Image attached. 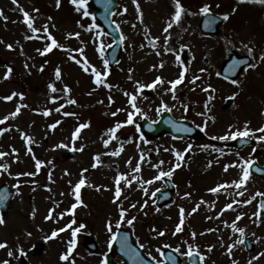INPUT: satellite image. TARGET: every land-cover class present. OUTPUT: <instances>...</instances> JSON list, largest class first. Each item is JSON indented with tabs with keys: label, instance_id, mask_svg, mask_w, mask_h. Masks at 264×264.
Here are the masks:
<instances>
[{
	"label": "rangeland",
	"instance_id": "374dc122",
	"mask_svg": "<svg viewBox=\"0 0 264 264\" xmlns=\"http://www.w3.org/2000/svg\"><path fill=\"white\" fill-rule=\"evenodd\" d=\"M88 1L86 9L90 15L84 17L83 9L77 11L70 0H61L59 7L56 0H18L17 4L12 0H0V12L3 13L0 16V97L13 92L18 94L11 101L0 99V119L9 116L0 124L1 129H9L0 135V152L7 153L0 157V166L8 165L7 170L0 167V184H8L13 192L10 210L1 215L5 223L0 225V242H7L8 247L0 249V261L9 260L10 264H101L105 254L113 248L112 245L109 247L111 234L106 225L110 222L112 231L117 229L120 205L127 209L120 227L131 233L138 246L143 244L140 249L155 261H162L160 254L164 248H179L178 253L186 260L184 253L191 245L194 251L205 256L203 264H232L233 259L237 264H248L252 257L264 252V213L259 217L254 215L260 197L256 193H264V181L250 175L241 189L234 185L218 193L209 189L238 181L246 159L264 164V143L253 138L251 145L234 148V140H214L212 137L227 134L230 126L232 131L243 129L245 122H250L249 127L253 130L264 126V62L259 60L260 54L264 53V5L237 4V0H181L186 11L180 24L169 29L171 39L165 45L163 29L175 11L173 0H138L143 23L137 19L133 0H117L112 20L125 39L118 61L105 69V53L112 39L93 20ZM204 4H209L216 15L230 14L229 20H222L215 34H203L199 30L200 8ZM21 7L29 12L34 26L41 31L33 34L27 28ZM233 7L237 8L235 13H232ZM45 24L48 33L64 48H54L41 55L51 43L48 34L42 31ZM92 24L99 27L89 31ZM69 33L80 35L69 38ZM26 36L37 38L26 39ZM156 37L159 39L155 40ZM8 44L13 48L9 49ZM245 44L253 49L252 57ZM166 48L172 51H166ZM79 49L83 50V55ZM232 52L247 55L249 63L257 64L256 68L246 72L247 65L240 70L234 78L239 81L238 85L231 83L233 79L225 81L219 75L222 63ZM70 56L82 63L86 59L89 71L85 72L82 64H77ZM161 63L163 67H160ZM182 66L187 68L184 81L174 93L168 91L171 88L168 82L178 78ZM9 67L12 72L5 79ZM57 67L61 70L59 80L55 76ZM91 67L101 72L103 84H95ZM105 70L107 76H103ZM158 76L165 81L163 84L138 91L137 82L147 85ZM195 77L200 79L192 83ZM49 84L57 91L53 92ZM209 85L214 92L203 90ZM65 86L70 89L67 93L63 91ZM125 92L136 96L135 104L140 112L129 104ZM234 94L235 98L230 99ZM210 96L213 97L211 100ZM53 98L57 99L53 102ZM69 100L76 103H68ZM162 103L170 110L161 108ZM206 103L210 110L203 115ZM17 106L21 110L12 118L10 113ZM57 108H60L59 112ZM162 110L175 118L191 121L202 131L204 138L142 137L137 129L139 120L146 117L154 122ZM45 111L49 115L45 116ZM114 112L115 116L112 115ZM130 112L133 123L127 124ZM208 117H215L214 122ZM57 121L60 123L55 128L50 127ZM118 122L123 126L115 133L116 139H111L106 147L103 141L110 139L107 130ZM80 123H87L89 127L82 129L74 139L73 133ZM21 133L31 137L32 143H25ZM259 135L261 133H255V136ZM189 145L191 150L185 152ZM213 146L223 152L214 151ZM121 147L123 151L119 156L110 155ZM29 148L31 152H28ZM253 148L257 149L255 153ZM13 149H16L15 153ZM69 149H74L73 156H69ZM174 150L183 152V161L176 159ZM96 155L100 156V163L92 168ZM141 155L144 160L140 159ZM36 159L42 162L39 171L35 166ZM160 161L164 163L159 168L152 166ZM137 163L141 168L139 173L133 171ZM176 163L181 166L171 177L155 179L160 171H169ZM232 164L237 166L225 171V166ZM84 169L88 171L83 172L87 183L81 188L82 203L72 210L76 203L73 188ZM24 172L36 174L17 175ZM118 174L136 179L130 187L121 181L122 195L114 203ZM164 179L174 185L172 199L156 207L152 193L165 188ZM150 180L152 183H145ZM240 191L244 192L243 196L237 195ZM253 196L256 198L251 203H242ZM228 203L233 207L226 210ZM133 204L135 208L130 207ZM197 205L198 210L192 212ZM181 208L184 209L183 231L173 235L181 219ZM50 210L52 218L45 219ZM238 215L242 218L236 221ZM133 216L136 217L133 224H127L126 220ZM73 219L72 228L81 224L85 227L77 233V243L69 260L61 261V254L67 252L72 239L71 229L66 225ZM234 221L239 228L245 229L242 245L238 243L241 234L231 227ZM60 228L66 230L58 232L55 238L46 239L53 230ZM160 231L164 232L163 236L157 235ZM193 232L196 233L194 238ZM88 240L96 243L95 252L86 249ZM37 242L42 244L41 251L28 252ZM247 243L252 245L250 249L246 248ZM230 245H234L231 255L228 254ZM209 247L212 248L210 252ZM19 249L26 255L20 256ZM9 250L13 252L12 257L8 256ZM112 257L107 264H122L118 255ZM252 264H264V256L253 260Z\"/></svg>",
	"mask_w": 264,
	"mask_h": 264
},
{
	"label": "snow or ice",
	"instance_id": "6c2138e0",
	"mask_svg": "<svg viewBox=\"0 0 264 264\" xmlns=\"http://www.w3.org/2000/svg\"><path fill=\"white\" fill-rule=\"evenodd\" d=\"M12 2L14 4H17L18 3V0H12ZM60 2L61 0H56V6L59 7L60 6ZM70 2L72 4H74L76 6V10L77 11H81L83 9V16L84 17H89L90 13L87 11L86 9V4H87V0H70ZM174 2V8H175V11L174 13L171 15L170 17V20L166 23V27L163 29L164 33L166 34L164 36V41H165V45H167L168 41L171 39V34L169 33V29H171L174 25H179L180 24V21H181V18L183 16V14L185 13V8L183 7L182 3H181V0H173ZM111 3V0H106V3H105V11L107 12L108 11V5ZM259 4V5H264V0H237V4ZM133 4L136 6V11H137V19H139L141 21V23H143V13L141 12V9H140V6H139V3H138V0H133ZM217 7H219V5H217ZM127 9H125L126 11ZM20 11L21 13L23 14V23L26 24L27 28L31 30V32L33 34L37 33L38 31H41V29H37L35 26H34V20L33 18L30 16L29 12L26 11L25 9H23L22 7L20 8ZM34 11H39L38 9H34ZM237 11V8L236 7H233L232 9V13H235ZM189 14H194V13H189ZM200 14L201 15H204L206 16L207 18L205 19V27H211L212 25H214L216 23V21L218 19H222L223 21H227L229 20L230 18V14L229 13H224L222 14V16H216L214 14L211 13V6L209 4H204L201 8H200ZM0 16H3V13L0 12ZM6 19V17H5ZM49 19H51V17H49ZM95 18L93 17V20ZM99 26L96 25V24H92L89 26V31L92 29V28H98ZM42 31L47 35V39L51 41V43L47 44L46 47L44 48V50L40 53L41 55H44L45 53L47 52H50L52 51L54 48H61L63 49L64 46L59 44L56 39L54 37L51 36V34L48 33V25L45 24L43 26V29ZM75 35L76 37H79V33H69L68 34V37L70 38L71 36ZM26 39H32V38H37V37H32V36H26L25 37ZM121 40H124L125 37L121 36L120 37ZM155 40H158L159 37H156L154 38ZM2 42V41H0ZM7 47L9 49H12L13 48V45L12 44H8ZM143 47V45H142ZM153 47H155V44L153 43ZM184 47V46H182ZM245 48H247L248 50V55L249 57H252L253 55V49L251 47H249L247 44L244 45ZM38 51H40L38 49ZM78 51L81 52V55H83V50L82 49H79ZM102 51V49H101ZM166 51H172V49L170 48H166ZM159 54V53H157ZM70 59L74 60L77 64H82V67H83V70L85 72L89 71V62L85 59L83 61V63L81 62V60L77 59L76 57L74 56H70ZM177 60L179 61L180 60V57L177 56ZM259 60L261 62H264V53H261L260 56H259ZM105 63V69H107V61L104 62ZM240 63H244V64H247V67L244 69V71H248L249 68H256L257 67V64L256 63H249L248 61H240V62H234L233 65L231 66L233 71L239 67V64ZM25 67L27 68L28 65L25 64ZM160 67H163V63L160 64ZM183 67V66H182ZM41 70H43V66H41ZM131 71V70H130ZM187 71V68L186 67H183V70L179 73V76L177 79L175 80H172V81H169L168 83H170L171 85V88L168 89V91H175V89L177 88V86L179 84H181L184 79H185V73ZM201 72L205 71V69H200ZM12 72V68H8V70L5 72L4 74V78L7 79L9 78L10 74ZM91 73L94 77V82L95 84L97 85H101L104 83V80L102 78V74L101 72L97 71L94 67H91ZM108 75V72L105 70L104 73H103V76H107ZM55 76H56V79L59 80L61 79V70L59 67L56 68L55 70ZM131 79V77H129ZM200 79V77H195L192 81V83H195L196 80ZM165 81L161 78V77H157L155 81H153L152 83L150 84H147V85H139V82L138 83V91L144 87H147L149 89L151 88H154L157 84H163ZM231 83L233 85H238L239 84V81L238 80H235L233 79L231 81ZM108 87H111V85H107ZM49 88L55 92L57 91V89L52 85V84H49ZM205 92H209L210 90L212 92L215 91L214 88L211 87V85H209L207 88H204L203 89ZM63 91L65 93L69 92L70 89L65 86V88L63 89ZM18 94L13 92L11 95H8V96H5V97H0V99H4L6 101H11L13 99V97L17 96ZM125 95L129 97V104L132 105V107L136 110V112H140L141 110L139 108L136 107V104H135V100H136V96L133 95V94H130V93H127L125 92ZM22 96V94H21ZM174 98H175V95H174ZM213 97H209V99L211 100ZM235 98V94L230 97V99H234ZM55 99L57 98H53V102L55 101ZM110 101H111V97H109ZM102 102V101H101ZM68 103H71V104H75L76 101L75 100H69ZM185 107V110H187V105L184 106ZM161 108L163 109H167V105L166 104H161ZM205 113H203V115H207V111H209L210 109H208V104L206 103L205 104ZM21 110V107L20 106H17V108L15 109V111L11 112L10 113V116L12 118H15L19 112ZM167 110H170V109H167ZM57 112L60 111V108H57L56 109ZM45 116L49 115V112L48 111H45L43 113ZM264 114V113H262ZM64 115H70V113H64ZM113 116L116 115V113H112ZM9 119V116H5L3 117V119H0V124H3L6 120ZM208 119L212 120L214 122L215 120V117H208ZM60 123L59 121H57L55 124H52L50 127L52 128H55L57 126V124ZM127 124H132L133 123V114L130 112L128 114V117H127V121H126ZM249 123L250 122H245L244 124V127L243 129H237L235 131H232L231 128L232 126H230V129H229V132L225 135H222V136H213L212 139L214 140H222V141H227V140H237L238 138L240 139V141L242 143H247L250 139H255L258 143H264V126L260 127V128H257L255 130L251 129L249 127ZM123 125L121 123H117L114 127L108 129V134H109V137L110 139H105L103 141L104 145L107 147V145L110 143V140L111 139H116V136H115V133L118 131V129H120ZM89 127V124L87 123H80L78 127H76L74 133H73V138H77L81 132L82 129L84 128H87ZM9 129H6V128H3V129H0V135L3 134V132L5 131H8ZM185 131H187V129H185ZM256 132H259L261 133V135L259 136H255V133ZM22 135V138L25 140V143H32V138L31 137H28L27 135H25L24 133H21ZM64 145H57V147H62ZM191 145L188 146V148L184 149L185 152L187 151H190L191 150ZM79 150H82V149H79ZM213 150L214 151H221L223 152L222 149H216L214 146H213ZM32 149L29 148L28 149V152H31ZM123 151V148L121 147L119 150L117 151H113L112 153H110V155L112 156H119L120 155V152ZM175 151V150H174ZM257 151L256 148H253L252 149V152L255 153ZM16 152V149H13V153ZM107 154V153H106ZM7 155V153H4V152H0V157H3ZM237 155H239L237 153ZM175 156H176V159L178 161H183L184 159V155H183V152H180V151H175ZM94 161H96V163H93L92 164V168H96L97 165L100 163V156L99 155H96L93 157ZM141 160H144V156L141 155L140 157ZM128 163L130 164L131 161L129 160ZM164 163V161H160L159 164H156V165H152L153 167H156V168H159L160 165H162ZM41 164L42 162L38 159L35 160V166H36V169L37 171H39V169L41 168ZM255 164V161L252 160L251 158L249 159H246L243 161V167H242V174H241V177L238 181H233L232 184H221V185H218L217 187H213L211 189H209L210 192L212 193H218L220 192L221 189L223 188H227V187H231V186H235V188L237 189H241L246 183L247 181L250 179V175H251V170L253 168ZM181 166L180 163H176L175 166L173 168H171L169 171H160L159 175H157L155 177V179L159 180L161 179L162 177H171L173 172L175 171V169L179 168ZM210 166V165H209ZM237 165L235 164H232V165H227L225 166V171L228 170L229 167H235ZM0 167H3L5 170H7L8 168V165L5 164V165H2ZM141 170L140 168V164L137 163L135 168L133 169V171L135 173H139ZM256 171L258 172H264V168H256L255 169ZM88 169H84L81 173V179L74 185V188H73V192H74V195H75V200H76V203H74L72 205V210H74L77 205L81 204L82 203V200H81V188L83 186L86 185V180L84 179L83 177V172H87ZM36 173H30V172H24V173H18L17 175H25V176H33L35 175ZM65 174L67 175L68 173L65 172ZM49 179H51V176H49ZM136 177L133 176L131 179H128L124 174H118L116 177H115V193H114V196H115V199H114V203L117 202L119 200V198L121 197L122 195V188H121V181H124L125 182V185L126 186H131L132 184V180H135ZM145 183H152V181H145ZM90 186V185H89ZM14 187H19V185H14ZM99 190V189H97ZM50 191V189H49ZM186 196L189 195L188 193L185 194ZM237 195H240V196H243L244 195V192L243 191H240L237 193ZM256 196H264V193H261V192H257L256 193ZM256 197L253 196L252 199L250 200H246V201H242V203H251L252 200H254ZM7 199V192L6 191H0V205H2L5 200ZM201 203H203V201H201ZM233 203H241V201H233ZM119 207V212H120V220L117 221L116 223V227L119 228L120 227V223L125 221V217H126V212H127V209L123 208L122 206L118 205ZM130 207L132 208H135L136 205L133 204L131 205ZM198 207L199 205H197L196 208H193L192 209V212H196L198 210ZM233 207V204L232 203H228L226 206H225V209H232ZM260 208H264V203H261L259 205ZM71 211V210H69ZM180 213H181V219H180V222L176 225L175 227V231L173 232V235H176L177 233L183 231V228H182V225L184 223V209L181 208L180 209ZM190 214V213H189ZM35 215V210L33 211V216ZM254 215L258 216L260 215L259 212L257 213H254ZM52 218V210L49 211V214L45 217V219H51ZM242 217L241 216H237L236 217V221H239ZM136 217L133 216L131 219H127L126 220V223L129 224V225H132L133 222L135 221ZM5 223V220L3 217H0V225H3ZM75 224V220L73 219L71 221L70 224L66 225V228L68 229H71V233H72V239L71 241H69V247H68V250L67 252L61 254L60 256V260L61 261H68L70 256L72 255V252L76 246V236H77V233L85 227V225L81 224L79 225V227L77 228H72V225ZM231 227L232 229L235 231V232H239L241 234V238L238 240V243L239 244H244L245 241L243 239V234L245 232V229L244 228H239L236 224V222L234 221L232 224H231ZM66 228H60L58 230H53L51 235L46 237V239H52V238H55L57 235H58V232H64L66 230ZM106 228L108 230V232L111 234L110 235V239H109V247H111L112 245V242L117 240V233L116 232H113L112 231V225L111 223L109 222L107 225H106ZM155 230V229H154ZM208 231H214V229H209ZM28 235H31V233H28ZM157 235L159 236H163L164 235V232L160 231V232H157ZM193 235V238L195 237L196 233L193 232L192 233ZM119 242H120V247H121V251L122 252H125L126 255L129 256L130 259H133L135 261H137V264H144V261H143V258L140 257V254L139 252L136 251L135 248H133L129 242H128V234L127 233H122L119 235ZM8 245H7V242H0V249H5L7 248ZM140 248H143L144 245L143 244H140L139 245ZM165 247H169L168 245H165ZM234 247V245H230L228 247V254L231 255L232 253V248ZM212 250L211 247L208 248V251L210 252ZM19 254L20 256H25L26 253L24 252L23 249H19ZM159 251V250H158ZM176 252H179V248H177L175 250ZM163 255V253H161ZM184 255H186L187 257L189 258H193L194 256L195 257H198L199 258V262L200 264H203L204 260H205V256L204 255H201L199 253L198 250L194 251L192 246L189 245V249L186 253H184ZM8 256L9 257H12L13 256V252L11 250L8 251ZM264 256V252H261L258 256H254L252 257V259H250L248 261V264H252L253 260H259L260 257ZM155 259V258H153ZM168 260L171 261V264H175V258L172 256V255H168ZM0 264H10L9 260H3V261H0ZM101 264H107V261L106 260H101ZM156 264H161V262L157 261ZM190 264H196V260L195 259H191L190 260ZM232 264H237V261L236 260H232Z\"/></svg>",
	"mask_w": 264,
	"mask_h": 264
},
{
	"label": "water",
	"instance_id": "95a60500",
	"mask_svg": "<svg viewBox=\"0 0 264 264\" xmlns=\"http://www.w3.org/2000/svg\"><path fill=\"white\" fill-rule=\"evenodd\" d=\"M91 4L97 6L102 12H97L96 16H98L100 18V20L104 23V25L107 26V28H109V23L107 21L106 15L109 16V13L112 11V9L115 7L114 2H112L108 5V11L105 12V3L106 0H91L90 1ZM106 13V14H105ZM104 18V21H103ZM207 17L203 16V21H202V28H205V31H215L218 23L220 22V19H218L216 21V23L214 25H212L211 27H205V19ZM110 29V28H109ZM114 37V45L112 46L110 53L112 54V56L114 57L113 60H115L117 58L119 49H120V39L119 37H117L115 34L112 35ZM248 59L246 58H240L237 59L235 58L234 55H232L231 59L229 60V62L226 65V68H229L228 72L226 71V68L223 71L224 75H228V76H233L235 75V73L238 71V69L244 65V63H240L239 67L236 68L234 71L232 69V65L234 62H240V61H247ZM140 129L141 132L144 133L146 136H150V137H154V136H159L163 133L166 132H170L172 135L174 136H192V137H196V136H200V134L197 133V129L194 128L190 123L186 122V121H180V120H174L168 113L163 112L158 123L157 124H152L149 123L148 121L144 120L143 122H141L140 124ZM185 129H187V131H185ZM244 143H240V146H243ZM256 168H264V166L259 167L256 165V163L254 164L253 168H252V172H254L255 174L261 176L264 179V172H258L255 169ZM172 189V186L168 185V190L167 191H159L157 193L158 195V199L156 201V204H161L165 201L170 200L171 196H170V190ZM0 191H6L7 192V199L5 200V202L0 205V209H2L3 212H6L8 209V204L11 200V193L9 191V189L4 185L0 187ZM117 240L114 241V244L116 246V251H118L122 256L123 259L125 261V264H137V261L130 259L128 255L125 254V252L121 251V247H120V242H119V235L122 233H126L124 230H118L117 232ZM128 234V233H127ZM128 242L129 244L136 249L137 252H139L140 257L143 258L144 264H155L154 262H152L150 259H148L147 257H145L132 243V240L128 234ZM172 255L171 252L169 251H165L163 258L165 260L164 264H171V261L168 260V255ZM173 256V255H172ZM175 258V264H179L180 261L176 258V256H173ZM109 260H111V257H109ZM191 260V259H190ZM197 264V262H196Z\"/></svg>",
	"mask_w": 264,
	"mask_h": 264
}]
</instances>
